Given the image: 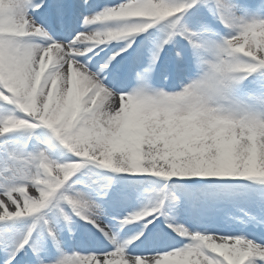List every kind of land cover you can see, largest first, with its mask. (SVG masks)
I'll use <instances>...</instances> for the list:
<instances>
[{
    "label": "snow or ice",
    "instance_id": "obj_1",
    "mask_svg": "<svg viewBox=\"0 0 264 264\" xmlns=\"http://www.w3.org/2000/svg\"><path fill=\"white\" fill-rule=\"evenodd\" d=\"M0 264H264V0H0Z\"/></svg>",
    "mask_w": 264,
    "mask_h": 264
},
{
    "label": "rangeland",
    "instance_id": "obj_2",
    "mask_svg": "<svg viewBox=\"0 0 264 264\" xmlns=\"http://www.w3.org/2000/svg\"><path fill=\"white\" fill-rule=\"evenodd\" d=\"M51 157L53 158V160H56V161H62L64 159V155L62 154L61 151H56L54 153L51 154ZM22 233H16V234H12L10 236V242H14L16 239L19 238V236L21 235ZM70 248H75V245H70L69 246ZM77 247V246H76Z\"/></svg>",
    "mask_w": 264,
    "mask_h": 264
},
{
    "label": "bare ground",
    "instance_id": "obj_3",
    "mask_svg": "<svg viewBox=\"0 0 264 264\" xmlns=\"http://www.w3.org/2000/svg\"><path fill=\"white\" fill-rule=\"evenodd\" d=\"M52 158V157H51ZM53 159V158H52Z\"/></svg>",
    "mask_w": 264,
    "mask_h": 264
}]
</instances>
